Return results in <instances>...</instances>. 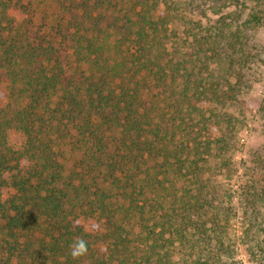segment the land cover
I'll list each match as a JSON object with an SVG mask.
<instances>
[{
  "label": "trees",
  "instance_id": "obj_1",
  "mask_svg": "<svg viewBox=\"0 0 264 264\" xmlns=\"http://www.w3.org/2000/svg\"><path fill=\"white\" fill-rule=\"evenodd\" d=\"M202 2L0 0V264L229 258L247 55Z\"/></svg>",
  "mask_w": 264,
  "mask_h": 264
},
{
  "label": "rangeland",
  "instance_id": "obj_2",
  "mask_svg": "<svg viewBox=\"0 0 264 264\" xmlns=\"http://www.w3.org/2000/svg\"><path fill=\"white\" fill-rule=\"evenodd\" d=\"M216 2L213 12L212 7L202 2L207 17L201 18L200 30L206 34L217 24L225 32L241 30L242 38L236 47L247 55L236 61L237 72L228 77L235 84L238 74L241 76L239 103L228 110L242 124L235 133L236 172L231 178L213 177L225 184L232 195L224 199L230 216L227 243L230 254L229 258L219 257V260L222 264H264V201H258L255 207L249 206L241 195L244 185L264 194V0Z\"/></svg>",
  "mask_w": 264,
  "mask_h": 264
},
{
  "label": "clouds",
  "instance_id": "obj_3",
  "mask_svg": "<svg viewBox=\"0 0 264 264\" xmlns=\"http://www.w3.org/2000/svg\"><path fill=\"white\" fill-rule=\"evenodd\" d=\"M88 252L86 241L82 238L77 239L72 245L71 255L73 258L86 256Z\"/></svg>",
  "mask_w": 264,
  "mask_h": 264
}]
</instances>
